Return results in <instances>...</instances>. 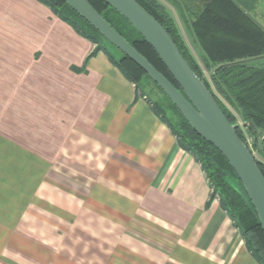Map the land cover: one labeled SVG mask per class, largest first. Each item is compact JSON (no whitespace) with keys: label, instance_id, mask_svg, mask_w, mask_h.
Returning a JSON list of instances; mask_svg holds the SVG:
<instances>
[{"label":"crops","instance_id":"0c3cea01","mask_svg":"<svg viewBox=\"0 0 264 264\" xmlns=\"http://www.w3.org/2000/svg\"><path fill=\"white\" fill-rule=\"evenodd\" d=\"M155 1L202 69L206 49L249 57L264 30V0ZM94 50L36 0H0V264H258L200 165Z\"/></svg>","mask_w":264,"mask_h":264},{"label":"trees","instance_id":"16d2710c","mask_svg":"<svg viewBox=\"0 0 264 264\" xmlns=\"http://www.w3.org/2000/svg\"><path fill=\"white\" fill-rule=\"evenodd\" d=\"M36 1L49 8L54 15L74 28L83 38L95 44V50L91 55L104 50L94 42L96 40L95 36L104 38L62 0ZM87 1L116 32L179 89L153 49L126 19L101 0ZM135 1L165 29L179 50L180 55L214 97L227 120L230 124L236 126L237 136L245 143L241 132L242 128L252 138L253 148L259 149L256 144L260 138L258 132L264 131V68L256 66L253 61L264 57V30L252 23L257 40L254 51L246 54L249 57L245 59L225 58L206 49V59L203 60L204 69H202L188 52L172 18L165 9L155 0ZM71 16L83 22L90 33L82 30L71 19ZM114 63L125 78L134 85L136 94L142 95L140 82L142 78L150 80L147 75L123 54H121L119 60H114ZM203 70L209 73L208 79L204 76ZM167 100L170 102L168 98ZM170 104L179 117L176 127L166 121L156 107L152 104L151 106L154 113L159 115L162 121L166 123L176 138L178 146L189 153L200 165L210 188L209 201L211 202L217 198L221 209L239 230L247 251L258 264H264V234L241 183L222 155L199 137L175 106L171 102ZM238 119L240 126L237 124ZM256 163L264 176V165L257 160Z\"/></svg>","mask_w":264,"mask_h":264},{"label":"water","instance_id":"95a60500","mask_svg":"<svg viewBox=\"0 0 264 264\" xmlns=\"http://www.w3.org/2000/svg\"><path fill=\"white\" fill-rule=\"evenodd\" d=\"M110 45L137 65L175 106L189 126L227 161L242 185L264 234V176L214 97L180 55L165 29L135 0H101L144 38L179 89L116 32L87 0H62ZM262 134L258 132V136Z\"/></svg>","mask_w":264,"mask_h":264},{"label":"rangeland","instance_id":"374dc122","mask_svg":"<svg viewBox=\"0 0 264 264\" xmlns=\"http://www.w3.org/2000/svg\"><path fill=\"white\" fill-rule=\"evenodd\" d=\"M71 19L74 22H76L77 25L82 30L90 33V31L86 27V25L83 22H81L79 19H77L73 16H71ZM95 37H96V40H94V42H96V44L99 47H102L104 50H106L111 57H113L115 60H119L121 58V53L117 49H115L112 45H110L105 39H102V38L97 37V36H95ZM256 40H257V35H255V42H256ZM249 47H250L251 51H254V49H255L254 46L249 45ZM140 87L142 90V95H140L141 98H143L144 100H148V102L152 103V105L154 107H156V109L159 111V113L161 115H163L165 120L170 122L174 127H176V124L178 122L179 117L175 113V111L173 110L170 102H168V100H167L166 96L163 94V92L151 80H148L147 78H142V80L140 82ZM237 124L238 125L240 124L239 119L237 121ZM250 148H251L252 152H254L253 156L255 157V159H257L258 161H260V163H262V165H264V152L257 153L256 151H254L255 149L253 148V145ZM215 199L217 200V198H215Z\"/></svg>","mask_w":264,"mask_h":264},{"label":"flooded vegetation","instance_id":"af4514ba","mask_svg":"<svg viewBox=\"0 0 264 264\" xmlns=\"http://www.w3.org/2000/svg\"><path fill=\"white\" fill-rule=\"evenodd\" d=\"M261 138V139H260ZM260 138L257 141V146L259 147V149H255L254 151H256L257 153L260 152H264V131L262 132V134L260 135ZM252 154H254V152H252ZM255 158V157H254ZM257 160V159H256ZM258 161V160H257ZM260 162V161H258Z\"/></svg>","mask_w":264,"mask_h":264},{"label":"built area","instance_id":"2783aa9c","mask_svg":"<svg viewBox=\"0 0 264 264\" xmlns=\"http://www.w3.org/2000/svg\"><path fill=\"white\" fill-rule=\"evenodd\" d=\"M241 128V127H240ZM241 132L243 134V137L245 139V145L248 147V149L252 152L251 146L253 145V140L250 136H248L245 131L241 128ZM261 139V138H260Z\"/></svg>","mask_w":264,"mask_h":264}]
</instances>
